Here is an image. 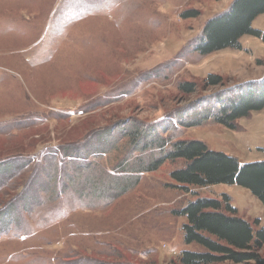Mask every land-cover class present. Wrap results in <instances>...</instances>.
Returning <instances> with one entry per match:
<instances>
[{"label": "rangeland", "instance_id": "1", "mask_svg": "<svg viewBox=\"0 0 264 264\" xmlns=\"http://www.w3.org/2000/svg\"><path fill=\"white\" fill-rule=\"evenodd\" d=\"M232 1L0 0V264H179L184 251L204 252L184 244L186 220L174 215L194 199L170 179L182 161L139 175L123 193L92 189L109 186L108 176L124 177L113 168L125 156L126 122L152 124L173 112L182 124L172 123L163 137L202 142L240 164L264 161V109L237 120L234 130L193 124L204 113L193 112L201 100L235 98L264 77L259 38L241 37L239 50H193L206 22ZM250 26L263 34L264 14ZM210 76L220 85L208 87ZM183 83L195 92L182 94ZM105 136L117 140L116 149L89 154L92 171L64 170L71 160L60 162L58 146L90 148ZM17 158L29 164L7 178L10 164L1 163ZM62 171L72 182L63 184ZM23 191L27 198L17 200ZM191 192L226 194L238 216L264 228L263 206L241 187Z\"/></svg>", "mask_w": 264, "mask_h": 264}, {"label": "trees", "instance_id": "2", "mask_svg": "<svg viewBox=\"0 0 264 264\" xmlns=\"http://www.w3.org/2000/svg\"><path fill=\"white\" fill-rule=\"evenodd\" d=\"M192 14L187 16L193 17ZM262 14H264V0H233L227 11L213 16L206 22L200 37L194 42L196 45L193 50L204 56L224 49L239 50V39L246 35L259 38L264 42V33L250 26L253 20ZM220 82L218 77L210 76L208 87L215 88L220 85ZM179 91L190 96L195 92V86L191 83H183L179 86ZM214 96L210 102L201 100L197 107L195 106L193 112L204 110V113H198L199 119L193 122L194 126L202 121L210 120L234 130V123L237 120L264 109V77L259 82L250 84L249 89L239 90L235 98L230 97L223 101L220 100L219 94ZM210 105L212 108L209 107ZM190 113L189 111L187 116ZM178 120V113L173 112L165 119L161 118L152 124L126 122L124 128L129 129L123 132V136L128 139L123 147L125 156L113 168V172L124 177L106 176L109 186L97 188L98 191L93 188L92 193L97 195H106L110 192L123 193L129 189L128 185L132 187L136 184L139 175L156 171L165 161H182L183 167L172 171L170 179L174 183L173 188L186 194L191 193L194 199L176 211L174 215L186 220L182 226L184 244H195L204 249V252L184 251L180 254L178 263L264 264V259L260 256L264 248V228L259 226L258 219L249 222L238 216L226 194H221L217 199L199 197L195 192H191L193 188L221 184L234 185L247 190L264 208V161L240 164L234 157L209 150L202 142L172 141L171 136L163 137L161 134L170 130L172 123L181 126L182 122ZM103 138L96 146L90 148L58 146L60 162L67 158L72 161L60 163L64 170L71 166L77 172L92 171L91 165L86 163L89 154L100 157L116 149L117 140L110 142L109 140L113 139L111 136ZM89 149L93 152H88ZM19 159L8 164L6 163L10 160H4L1 163L2 166L10 164L8 170L11 173L7 178L20 174L28 166L29 162L25 163L23 159ZM49 162L53 165L54 160ZM69 176L62 171L61 177L65 179L63 184L66 180L72 182L74 178L71 179ZM122 182L125 183L124 187L121 190L117 189ZM26 196L23 191L15 198L24 199ZM19 207L21 211L25 210L24 205Z\"/></svg>", "mask_w": 264, "mask_h": 264}]
</instances>
